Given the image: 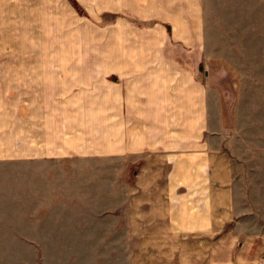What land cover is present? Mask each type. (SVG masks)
I'll use <instances>...</instances> for the list:
<instances>
[{"label": "crops", "instance_id": "crops-1", "mask_svg": "<svg viewBox=\"0 0 264 264\" xmlns=\"http://www.w3.org/2000/svg\"><path fill=\"white\" fill-rule=\"evenodd\" d=\"M21 4L0 0V29L20 27L8 42L31 43L32 4ZM159 4L143 27L106 39L103 117L85 128L50 111L48 83L69 79L0 67V161L42 178L66 153L103 166L88 206L73 209L96 234L121 237L111 264H261L264 0Z\"/></svg>", "mask_w": 264, "mask_h": 264}, {"label": "rangeland", "instance_id": "rangeland-1", "mask_svg": "<svg viewBox=\"0 0 264 264\" xmlns=\"http://www.w3.org/2000/svg\"><path fill=\"white\" fill-rule=\"evenodd\" d=\"M160 1L27 0L33 9L32 42L19 37L8 42L6 33L21 28H1L0 67H43L50 79H69L48 83L50 111L65 112V119L85 128L82 121L103 117L106 39L115 42L127 25L143 27L145 19L153 20ZM19 8L28 10L25 0ZM66 154L50 157L43 178L27 162L0 161V264H111V257L116 259L119 252L112 255L107 248L121 237L96 234L88 213L73 209L88 206L84 195L91 181L104 180L103 166L91 172L90 160ZM46 182L48 189L41 190Z\"/></svg>", "mask_w": 264, "mask_h": 264}, {"label": "built area", "instance_id": "built-area-1", "mask_svg": "<svg viewBox=\"0 0 264 264\" xmlns=\"http://www.w3.org/2000/svg\"><path fill=\"white\" fill-rule=\"evenodd\" d=\"M260 263L264 264V255H262L261 259H260Z\"/></svg>", "mask_w": 264, "mask_h": 264}]
</instances>
